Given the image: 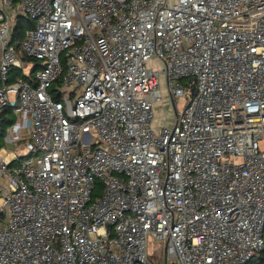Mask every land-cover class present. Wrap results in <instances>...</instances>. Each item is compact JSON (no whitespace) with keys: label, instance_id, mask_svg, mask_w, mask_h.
<instances>
[{"label":"built area","instance_id":"2783aa9c","mask_svg":"<svg viewBox=\"0 0 264 264\" xmlns=\"http://www.w3.org/2000/svg\"><path fill=\"white\" fill-rule=\"evenodd\" d=\"M263 230L264 0H0V264H249Z\"/></svg>","mask_w":264,"mask_h":264},{"label":"rangeland","instance_id":"374dc122","mask_svg":"<svg viewBox=\"0 0 264 264\" xmlns=\"http://www.w3.org/2000/svg\"><path fill=\"white\" fill-rule=\"evenodd\" d=\"M152 65V62L150 63ZM153 65H157L154 64ZM153 68H156L155 66H153ZM31 71V69H29ZM192 80H187L184 79L182 80V83L184 85H188L189 82ZM190 96V91L186 89V93L183 96L177 97L176 99V109L178 112L182 111V109L184 108V106L187 103V99ZM166 103V100H164L163 102L161 101L159 104V106L156 109V117H164L171 114V116L174 115V110L171 109L167 106L164 105ZM25 153V152H24ZM98 189H101V183L97 182L96 184ZM147 252H148V259L151 262V264H165V256H164V250H163V243L159 242L157 240H155L153 237L151 236H147ZM167 264H176V262L174 261V259H169Z\"/></svg>","mask_w":264,"mask_h":264},{"label":"trees","instance_id":"16d2710c","mask_svg":"<svg viewBox=\"0 0 264 264\" xmlns=\"http://www.w3.org/2000/svg\"><path fill=\"white\" fill-rule=\"evenodd\" d=\"M30 27H33V23L30 20H27L23 17H18L14 29L15 41L20 42V40L23 38L24 31ZM17 75L20 76V72H17ZM263 239H264V230H263ZM249 264H264V248L257 256V258L253 259Z\"/></svg>","mask_w":264,"mask_h":264},{"label":"crops","instance_id":"0c3cea01","mask_svg":"<svg viewBox=\"0 0 264 264\" xmlns=\"http://www.w3.org/2000/svg\"><path fill=\"white\" fill-rule=\"evenodd\" d=\"M8 117H9V118H10V117L12 118V115H8Z\"/></svg>","mask_w":264,"mask_h":264},{"label":"water","instance_id":"95a60500","mask_svg":"<svg viewBox=\"0 0 264 264\" xmlns=\"http://www.w3.org/2000/svg\"><path fill=\"white\" fill-rule=\"evenodd\" d=\"M191 92H193V90H191Z\"/></svg>","mask_w":264,"mask_h":264}]
</instances>
